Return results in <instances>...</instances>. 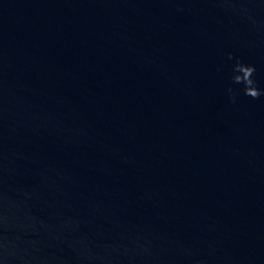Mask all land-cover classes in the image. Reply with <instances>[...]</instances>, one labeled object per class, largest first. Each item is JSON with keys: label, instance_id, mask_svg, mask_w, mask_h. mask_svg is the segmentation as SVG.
Masks as SVG:
<instances>
[{"label": "water", "instance_id": "obj_1", "mask_svg": "<svg viewBox=\"0 0 264 264\" xmlns=\"http://www.w3.org/2000/svg\"><path fill=\"white\" fill-rule=\"evenodd\" d=\"M237 62L264 0H0V264H264Z\"/></svg>", "mask_w": 264, "mask_h": 264}, {"label": "clouds", "instance_id": "obj_2", "mask_svg": "<svg viewBox=\"0 0 264 264\" xmlns=\"http://www.w3.org/2000/svg\"><path fill=\"white\" fill-rule=\"evenodd\" d=\"M232 57L230 56L229 59ZM233 71L238 73L234 75L233 82L235 84H242L244 86V94L251 97L252 99H258L264 93L259 90L256 85L255 81L252 79L253 74L255 72V68L252 66H246L242 63L237 62L234 66ZM231 92V89H229Z\"/></svg>", "mask_w": 264, "mask_h": 264}]
</instances>
